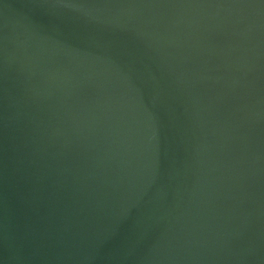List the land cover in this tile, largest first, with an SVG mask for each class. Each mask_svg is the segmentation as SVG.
I'll return each instance as SVG.
<instances>
[{"label": "water", "instance_id": "95a60500", "mask_svg": "<svg viewBox=\"0 0 264 264\" xmlns=\"http://www.w3.org/2000/svg\"><path fill=\"white\" fill-rule=\"evenodd\" d=\"M0 264H264V0H0Z\"/></svg>", "mask_w": 264, "mask_h": 264}]
</instances>
